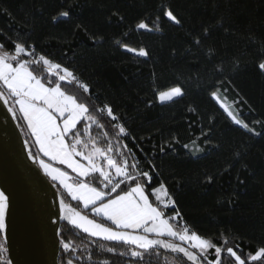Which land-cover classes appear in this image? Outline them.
<instances>
[{"label": "trees", "instance_id": "1", "mask_svg": "<svg viewBox=\"0 0 264 264\" xmlns=\"http://www.w3.org/2000/svg\"><path fill=\"white\" fill-rule=\"evenodd\" d=\"M167 7L180 25L163 17ZM60 10H69L70 19L53 22ZM156 16L160 31L135 30L139 20L151 24ZM77 24L87 31L77 29ZM205 28L210 30L207 37ZM0 33V42L9 49L8 37L19 35L38 51L74 67L102 100L114 106L144 150L137 156L154 157L159 169L154 184L167 185L183 221L194 230L217 241L223 231L245 254L264 245V135L252 137L231 124L209 95L216 77L207 72L212 46L213 62L223 60L231 80L225 85L229 102L241 101L236 107L246 121L264 120V72L257 66L264 57V0H0ZM197 37L202 41L199 47L193 43ZM117 40L145 47L150 56L135 57ZM234 58L240 61L235 71ZM176 84L185 90L182 98L157 102V91ZM209 128L212 144L205 145L208 137H201V132ZM256 130L262 131L259 126ZM99 132L94 128V134ZM173 137L178 140L175 151L165 147L161 154V144ZM193 140L203 152L193 154ZM208 175L213 177L211 184L205 181ZM61 227L66 239L88 243L87 234L75 236L64 221ZM160 251L162 264L164 256L172 260L182 255ZM93 259L126 264L128 258L104 253ZM81 264L88 262L82 259Z\"/></svg>", "mask_w": 264, "mask_h": 264}, {"label": "snow or ice", "instance_id": "2", "mask_svg": "<svg viewBox=\"0 0 264 264\" xmlns=\"http://www.w3.org/2000/svg\"><path fill=\"white\" fill-rule=\"evenodd\" d=\"M162 14L173 24H181L171 7L163 8ZM70 17L69 10H60L52 20ZM119 19L123 22L124 17ZM159 21L160 16L151 24L141 19L135 30L160 31ZM75 27L87 31L81 24ZM209 34L205 28L203 36ZM8 40L11 49L0 42V107L23 134L27 158L55 189L58 203L52 223L64 221L65 226L75 230V236L83 233L88 238L87 244L66 239L61 227L56 233L60 237L61 264H81L82 259L88 264H112L109 259H93L104 253L128 258L126 264H162L161 249L182 254L172 260L164 256L163 264H264V245L258 246L254 254H245L235 238L230 240L225 232L217 241L183 221L167 185L162 181L154 184L159 176L154 157L144 153L141 160L137 156V151L144 150L126 120L94 92L93 85L74 67L38 51L34 43L19 35ZM116 43L135 57L150 56L145 47L135 48L119 40ZM193 43L199 47L202 41L197 37ZM215 56V48L209 46L207 59L211 67L207 72L216 77L209 92L211 99L232 125L252 137L264 135V120L246 121L236 107L241 101L229 102L225 85H231V80L225 62H213ZM231 65L233 71L237 70L239 58H234ZM257 66L264 72V57ZM185 94L183 86L176 84L157 91L156 100L164 104ZM256 126L262 131H257ZM94 128L100 132L94 134ZM211 132V128L201 132V137H208L205 145L212 144ZM174 143H178L175 137L165 140L160 146L161 154H165V147L175 151ZM192 145L193 154L203 152L196 140ZM183 147L188 149L189 145ZM235 155L241 158L239 152ZM205 181L211 184L213 177L208 175ZM10 207V195L0 188V264H13L8 256Z\"/></svg>", "mask_w": 264, "mask_h": 264}, {"label": "water", "instance_id": "3", "mask_svg": "<svg viewBox=\"0 0 264 264\" xmlns=\"http://www.w3.org/2000/svg\"><path fill=\"white\" fill-rule=\"evenodd\" d=\"M23 140L0 107V188L11 197L8 256L13 264H59L56 233L63 221L52 223L58 203L55 189L27 158Z\"/></svg>", "mask_w": 264, "mask_h": 264}, {"label": "bare ground", "instance_id": "4", "mask_svg": "<svg viewBox=\"0 0 264 264\" xmlns=\"http://www.w3.org/2000/svg\"><path fill=\"white\" fill-rule=\"evenodd\" d=\"M18 214V212H15V216Z\"/></svg>", "mask_w": 264, "mask_h": 264}]
</instances>
